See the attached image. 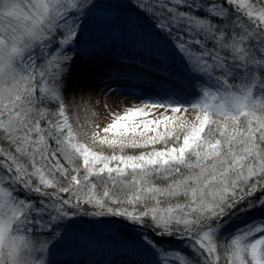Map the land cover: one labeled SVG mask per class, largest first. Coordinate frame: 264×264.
Segmentation results:
<instances>
[{
  "label": "snow or ice",
  "instance_id": "obj_1",
  "mask_svg": "<svg viewBox=\"0 0 264 264\" xmlns=\"http://www.w3.org/2000/svg\"><path fill=\"white\" fill-rule=\"evenodd\" d=\"M78 64L139 103L82 132ZM85 222L120 225L107 264H264V0H0V264Z\"/></svg>",
  "mask_w": 264,
  "mask_h": 264
},
{
  "label": "rangeland",
  "instance_id": "obj_2",
  "mask_svg": "<svg viewBox=\"0 0 264 264\" xmlns=\"http://www.w3.org/2000/svg\"><path fill=\"white\" fill-rule=\"evenodd\" d=\"M102 2H111L115 4L118 2V0H102ZM88 33H91L92 36H95L96 28L94 25L89 26ZM88 33H85L84 35L85 40L90 39ZM72 77L73 81L75 82L73 87L76 88L79 92L82 93L84 89L87 90L88 87L79 88L78 86L90 83L95 88V90L92 91L93 93H96L97 95L99 91L102 92L103 95H105L103 89L97 88L96 85L92 84L96 79H90L89 76L81 71V66L79 64L76 70L73 71ZM125 93H128V95H124ZM119 96L120 98H130L132 99V101L129 100L130 103L125 104L121 103L120 105L122 106L118 107L115 106L117 105V102L114 96L108 95V97L106 96L105 98L100 97L104 101L101 107L108 113V119L110 121H112L114 118L113 114L122 115L127 107H131L134 104L139 103L138 101L135 102L136 95H133L130 92L121 91V95ZM158 116L159 113H155V115L150 118H156ZM73 118L74 120L78 119L80 124H82L83 120L78 114L73 113ZM81 131L83 132L84 130ZM101 135H103L102 132ZM91 146L94 147L97 151H103L105 153L112 152V149L107 148L106 146H101L99 144H92ZM116 151L119 152V149H116ZM139 151L144 150L141 149L135 151L133 149H125L126 154H136ZM119 227L120 225L118 224H90L85 222L82 225V230L79 232V238L74 243L65 245L64 248L53 257L54 261H56V264H107L108 261L116 258V251L118 248L117 242L109 239L108 237L111 234H114V229Z\"/></svg>",
  "mask_w": 264,
  "mask_h": 264
},
{
  "label": "bare ground",
  "instance_id": "obj_3",
  "mask_svg": "<svg viewBox=\"0 0 264 264\" xmlns=\"http://www.w3.org/2000/svg\"><path fill=\"white\" fill-rule=\"evenodd\" d=\"M116 70L121 73V76L119 80L112 81L113 87L119 86L121 91H127L130 93H134L135 89L132 86L134 82L128 79V73L133 70L129 68H121L118 65L116 66ZM92 84L96 85L97 88L103 89V92H104V86L98 85L97 80H95ZM78 87L81 88V85ZM75 90H76L75 103L80 105V107L73 108L72 112L74 114H78L80 118H82L83 120L82 124L84 125V128H82L81 130L88 131L89 133L94 132V131H100L103 127H106L109 123L112 122L108 119L109 117L108 113L105 110H103L101 107L104 101L100 97L105 98L106 95H103L102 92H99V91H98V94L96 95V93L92 92L94 90H91L89 88L87 90L84 89L82 93L79 92L76 88ZM135 95L138 96L140 95V93L135 92ZM112 96H114L117 102V105L115 106H118V107L122 106L120 105L121 103L125 104V103H130V101H132V99L130 98H126V97L120 98V96H115V95H112ZM135 100H136L135 102L138 101L136 98ZM153 111L154 113L160 114L162 110H153ZM133 150L138 151L141 149H133Z\"/></svg>",
  "mask_w": 264,
  "mask_h": 264
}]
</instances>
